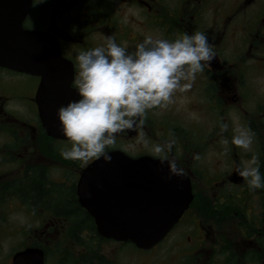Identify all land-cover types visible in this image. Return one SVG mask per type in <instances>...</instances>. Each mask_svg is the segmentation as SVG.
Masks as SVG:
<instances>
[{"label":"flooded vegetation","instance_id":"obj_1","mask_svg":"<svg viewBox=\"0 0 264 264\" xmlns=\"http://www.w3.org/2000/svg\"><path fill=\"white\" fill-rule=\"evenodd\" d=\"M22 25L57 41L73 79L76 56L106 36L133 51L148 34L201 31L215 58L166 109L146 112L142 126L116 134L110 147L132 160L154 159V142L175 140L169 157L184 169L192 200L148 250L99 234L77 195L96 159L63 157L67 139L49 135L39 113L40 78L0 69V264L23 252L41 253L42 264H264V188L251 190L237 175L251 152L229 137V109L242 110L245 49L264 65V0H31ZM257 106L258 120L247 118V126L264 140V104ZM252 152L264 178V144Z\"/></svg>","mask_w":264,"mask_h":264},{"label":"clouds","instance_id":"obj_2","mask_svg":"<svg viewBox=\"0 0 264 264\" xmlns=\"http://www.w3.org/2000/svg\"><path fill=\"white\" fill-rule=\"evenodd\" d=\"M214 58L209 36L201 31L174 39L148 34L133 51L106 36L102 45L82 50L76 56L77 71L72 81L78 99L56 109L59 130L70 145L61 148L60 154L68 159L95 158L109 163L116 134L142 126L149 110L166 109L174 95L189 89L196 74L209 67ZM220 127L223 132L228 125ZM254 136L246 125L237 124L230 141L251 152L244 166L237 168V175L251 190L264 188L258 156L251 151ZM222 143L227 145L229 140L222 139ZM174 144L175 140L168 138L154 142L150 149L158 164H166L165 180L184 173L169 157Z\"/></svg>","mask_w":264,"mask_h":264},{"label":"water","instance_id":"obj_3","mask_svg":"<svg viewBox=\"0 0 264 264\" xmlns=\"http://www.w3.org/2000/svg\"><path fill=\"white\" fill-rule=\"evenodd\" d=\"M30 7L31 0H0V69L40 78L37 98L43 126L52 137L67 139L59 130L56 109L78 99L71 88L72 66L61 57L56 40L23 28ZM109 154V163L96 159L83 171L79 202L95 217L102 237L151 249L188 208L189 179L184 174L163 179L166 164L149 157L132 160L120 152ZM110 215L116 219L103 218ZM13 264H42V254H16Z\"/></svg>","mask_w":264,"mask_h":264},{"label":"rangeland","instance_id":"obj_4","mask_svg":"<svg viewBox=\"0 0 264 264\" xmlns=\"http://www.w3.org/2000/svg\"><path fill=\"white\" fill-rule=\"evenodd\" d=\"M251 53L253 52H250V54ZM254 53L259 54V56L261 55L259 51H255ZM250 57L251 55H248L247 50L245 49V77L243 78L244 85H242V89L240 91L243 97V104L242 107L240 106L241 103L239 105V109L242 110H234L232 108L229 109V119L232 121L234 127L237 124H243L247 126V122H249V119L247 118L249 117L252 121L253 119L257 121L258 119H256L257 116L255 115L256 107H258V103L264 104V65H261L258 60H255L252 57L251 59ZM234 127H231V129L229 130V137H232ZM247 127L250 129L252 128L249 126ZM252 132L255 134V136L251 151L257 150L259 148L261 149L264 144V140L262 139L263 132H260V135L262 137L258 136L253 130ZM235 148L239 150V148H237L236 146ZM209 161L210 159L206 158L205 162H207V164H209ZM225 166L226 165L224 164V167ZM128 250L136 255V253H134L135 249L128 247Z\"/></svg>","mask_w":264,"mask_h":264}]
</instances>
